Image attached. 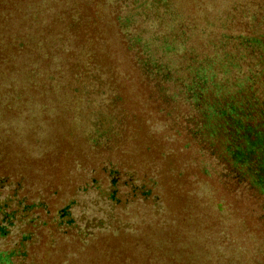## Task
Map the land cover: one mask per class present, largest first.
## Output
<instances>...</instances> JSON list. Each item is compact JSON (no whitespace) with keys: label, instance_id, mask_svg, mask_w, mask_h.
<instances>
[{"label":"trees","instance_id":"trees-1","mask_svg":"<svg viewBox=\"0 0 264 264\" xmlns=\"http://www.w3.org/2000/svg\"><path fill=\"white\" fill-rule=\"evenodd\" d=\"M214 1L0 0V264H217L218 210L264 228V0Z\"/></svg>","mask_w":264,"mask_h":264},{"label":"rangeland","instance_id":"rangeland-1","mask_svg":"<svg viewBox=\"0 0 264 264\" xmlns=\"http://www.w3.org/2000/svg\"><path fill=\"white\" fill-rule=\"evenodd\" d=\"M227 4L228 0H215L214 8L223 14ZM239 214L232 210H218L212 221L220 231H224L222 237L230 243L229 249L216 253L217 264H264V228L256 226L250 217H240ZM64 251L65 246L57 244L50 252L42 251V261L45 264H62ZM227 259L231 261L227 262Z\"/></svg>","mask_w":264,"mask_h":264}]
</instances>
